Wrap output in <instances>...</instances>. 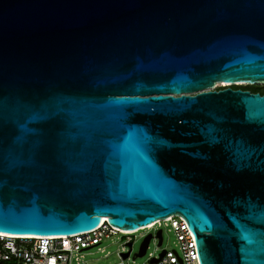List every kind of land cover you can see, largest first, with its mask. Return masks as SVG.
Masks as SVG:
<instances>
[{
  "label": "water",
  "instance_id": "obj_1",
  "mask_svg": "<svg viewBox=\"0 0 264 264\" xmlns=\"http://www.w3.org/2000/svg\"><path fill=\"white\" fill-rule=\"evenodd\" d=\"M263 84L264 0H0V233L176 216L264 264V95L231 89Z\"/></svg>",
  "mask_w": 264,
  "mask_h": 264
},
{
  "label": "built area",
  "instance_id": "obj_2",
  "mask_svg": "<svg viewBox=\"0 0 264 264\" xmlns=\"http://www.w3.org/2000/svg\"><path fill=\"white\" fill-rule=\"evenodd\" d=\"M155 226L160 227L161 233L162 227L166 228L167 232H172L174 249L161 250L163 254L160 257H150L149 264H199L192 236L183 219L176 216L158 220L127 233L112 228L103 221L90 231L68 236L26 238L0 235V264H86L81 261L82 252L98 246L104 239L114 235L131 236L138 231L151 230ZM131 242V239L126 240L130 246ZM97 250L101 252L99 248ZM118 256L122 259L120 253ZM152 260L156 262L152 263Z\"/></svg>",
  "mask_w": 264,
  "mask_h": 264
},
{
  "label": "rangeland",
  "instance_id": "obj_3",
  "mask_svg": "<svg viewBox=\"0 0 264 264\" xmlns=\"http://www.w3.org/2000/svg\"><path fill=\"white\" fill-rule=\"evenodd\" d=\"M221 86L222 85L220 84H215L213 89L215 90ZM261 86H264V84ZM157 229H160V227L155 226L151 230L138 231L131 236H110L109 238L104 239L98 246L89 248L82 252L81 261L86 264H149L148 259L150 257H156L161 250L174 249V236L172 232H167L166 228L162 227V242L160 246H156V240L150 239L145 253L140 257L132 258V256L137 252L142 238L147 233L153 234ZM127 239L132 240L130 252L128 257L122 260L119 258L118 254L124 253L128 250V247L125 245ZM97 248H99L101 252L98 251Z\"/></svg>",
  "mask_w": 264,
  "mask_h": 264
},
{
  "label": "trees",
  "instance_id": "obj_4",
  "mask_svg": "<svg viewBox=\"0 0 264 264\" xmlns=\"http://www.w3.org/2000/svg\"><path fill=\"white\" fill-rule=\"evenodd\" d=\"M222 87H218L217 89H221ZM231 89H240L247 90L251 93H259L264 94V86L261 85H244V86H231Z\"/></svg>",
  "mask_w": 264,
  "mask_h": 264
},
{
  "label": "bare ground",
  "instance_id": "obj_5",
  "mask_svg": "<svg viewBox=\"0 0 264 264\" xmlns=\"http://www.w3.org/2000/svg\"><path fill=\"white\" fill-rule=\"evenodd\" d=\"M216 84L225 85L224 83H216ZM237 84H244V83H237ZM103 221H105L104 217H100V219H99V221H98V223H97L96 226H98L100 223H103ZM121 232L127 233V232H130V231H123V230H121ZM0 235L1 236H6V237H15V236H12V235H4V234H1V233H0ZM16 237L32 238V237H35V236H16Z\"/></svg>",
  "mask_w": 264,
  "mask_h": 264
},
{
  "label": "flooded vegetation",
  "instance_id": "obj_6",
  "mask_svg": "<svg viewBox=\"0 0 264 264\" xmlns=\"http://www.w3.org/2000/svg\"><path fill=\"white\" fill-rule=\"evenodd\" d=\"M215 90H218V89H215ZM242 91H247V90H242ZM249 92V91H248ZM249 93H251V92H249ZM252 94H254V93H252ZM259 94V93H258ZM259 95H262V94H259ZM264 95V94H263Z\"/></svg>",
  "mask_w": 264,
  "mask_h": 264
}]
</instances>
